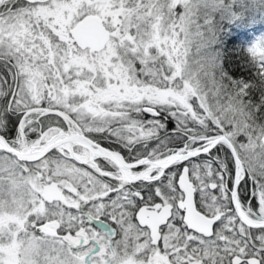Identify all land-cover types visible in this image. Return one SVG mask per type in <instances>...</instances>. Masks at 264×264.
Instances as JSON below:
<instances>
[{"label": "snow or ice", "instance_id": "1", "mask_svg": "<svg viewBox=\"0 0 264 264\" xmlns=\"http://www.w3.org/2000/svg\"><path fill=\"white\" fill-rule=\"evenodd\" d=\"M0 264H264V0H0Z\"/></svg>", "mask_w": 264, "mask_h": 264}]
</instances>
